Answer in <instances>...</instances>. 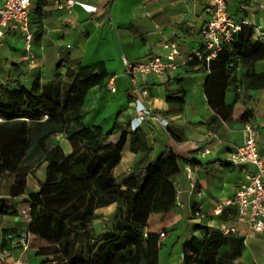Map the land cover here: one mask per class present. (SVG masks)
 <instances>
[{"label": "crops", "instance_id": "0c3cea01", "mask_svg": "<svg viewBox=\"0 0 264 264\" xmlns=\"http://www.w3.org/2000/svg\"><path fill=\"white\" fill-rule=\"evenodd\" d=\"M1 1V0H0ZM37 0H32L35 8ZM94 7L87 12L75 5L71 14L58 10L54 0H48L43 7L45 16L40 24L31 21L35 32L32 53L33 67L28 66L27 52L18 37L5 36L0 42V83L9 89L20 85L29 87L35 77L41 82L51 81L57 75H64L67 68H77L95 62H103L108 77L104 86L91 87L84 99L83 121L95 124L104 131L111 129L114 122L127 124L135 115L134 99L138 93L132 88L125 73L124 60L134 63L146 60L155 54L163 55V45L175 42L179 48L178 66L167 76L147 75L139 81L140 88H146L143 98L154 116L165 119L161 124L155 118H146L139 128L145 133L147 152H132L128 140L121 151L119 163L113 168V176L120 180L138 172L148 159H157L167 149L178 156L180 173L175 178L176 196L181 206L167 212L152 213L144 228L146 232L164 236L158 238L157 264H187L183 257L186 241L199 246L193 264H209L206 259L211 252L201 244L213 233L219 232L221 220H230L235 208L226 207L220 214H214L217 203L232 197L244 178L243 167L225 164L229 151L241 143L240 129L244 122H259L264 114L260 88L245 89L235 81L225 90L224 101L233 108L229 121L207 123L214 110L206 94L209 71L202 64H190L193 53L201 48L198 31L207 20V0H81ZM231 16L245 20L252 26L264 29V0H226ZM31 19V17H30ZM253 40L256 41L254 32ZM253 54L254 70L264 72V41ZM236 77L239 76L237 69ZM110 87L113 90H110ZM184 96V102L168 103V96ZM245 111L242 118L240 115ZM63 151L68 154L73 146L63 134H56ZM259 151L264 153V128L257 136ZM204 149L208 153L201 155ZM189 165L195 175V186L184 173ZM46 163L27 177V188L39 189V182L45 178ZM6 205L17 204V215H0V230L9 228L8 239L25 234L29 223L27 195L15 198L5 195L0 187V199ZM116 204L96 210L93 220L97 238L107 231L110 216ZM23 211V214L21 212ZM200 213V215L196 214ZM235 238H241L238 256L230 258L229 248L224 256H215L213 261L230 264H264V234L252 232L245 224L239 227ZM15 237V238H16ZM33 250L21 246L7 245L0 253L3 264H38L43 257L33 256Z\"/></svg>", "mask_w": 264, "mask_h": 264}, {"label": "trees", "instance_id": "16d2710c", "mask_svg": "<svg viewBox=\"0 0 264 264\" xmlns=\"http://www.w3.org/2000/svg\"><path fill=\"white\" fill-rule=\"evenodd\" d=\"M47 1L37 0L35 8H30L31 21L40 24ZM259 48L252 27L242 24L233 41L215 57L190 60L209 71L206 94L214 115L207 123L231 120L233 108L224 96L235 78L245 89L264 88V72H255L252 57ZM108 75L103 62H95L69 67L64 75L47 82L35 77L29 87L9 89L0 83V185L4 183L9 198L27 195L29 223L26 233L17 237L25 236L33 256L43 257L38 264L158 262V234L145 235L144 228L150 214L175 207L179 158L167 149L157 159H148L138 172L120 180L113 176L127 140L132 152H147L148 146L139 127L129 129L127 124L114 122L104 131L83 121L85 95L93 86L102 88ZM166 101L180 105L184 96H168ZM56 134H63L71 143L70 153L54 139ZM43 163L45 178L39 189H28L27 177ZM5 202L0 199V215H17V204L7 206ZM110 204H116L112 219L107 231L97 238L93 225L96 210ZM10 231L0 230V249L8 245ZM241 242L232 234L216 232L201 247L211 252L206 259L209 264H230L213 260L228 254L232 246L235 248L228 256H238ZM185 247L190 253L185 250L183 257L193 264L199 246L189 240Z\"/></svg>", "mask_w": 264, "mask_h": 264}, {"label": "built area", "instance_id": "2783aa9c", "mask_svg": "<svg viewBox=\"0 0 264 264\" xmlns=\"http://www.w3.org/2000/svg\"><path fill=\"white\" fill-rule=\"evenodd\" d=\"M32 0H1L0 1V42L5 36L18 37L27 52L29 67L35 64V56L32 53L33 32L30 28V8ZM55 7L66 14H71L73 7L78 5L87 12H92L94 7L81 0H54ZM205 11L208 15L198 31L201 48L196 50L191 59L205 57L209 59L216 56L224 46L229 45L234 36L240 31L242 24L250 25L257 41H264V29L252 26L245 20L236 21L228 11L226 0H207ZM165 53L155 54L152 57L134 63L124 60L125 73L128 75L132 88L138 93L134 99L135 115L131 120V129L139 127L146 118H155L161 124L165 119L154 116L143 101L147 95L146 88H140L139 81L149 74L165 77L174 70L177 64L179 48L175 42H167L163 45ZM232 66V64H231ZM110 90H113L110 87ZM261 101L264 103V88L260 89ZM259 128H264V114L259 122H244L240 129L241 143L229 151L225 164L234 166L249 165V171L243 167L244 178L234 195L223 203H217L214 214H220L226 207L235 208L236 212L232 219L221 220L218 224L219 232L223 235L234 234L239 227L245 224L252 232L264 234V153L259 151L257 136ZM201 155L208 153L207 149L199 151ZM184 173L190 180L191 188L195 186V175L193 168L189 165L184 167ZM175 183V181H174ZM176 185V184H175ZM176 206L181 202L176 196ZM201 216L200 213H196ZM146 235V231L144 230ZM164 236V232L158 234V238ZM11 245L27 248L25 236H19L11 240ZM2 258V257H1Z\"/></svg>", "mask_w": 264, "mask_h": 264}, {"label": "rangeland", "instance_id": "374dc122", "mask_svg": "<svg viewBox=\"0 0 264 264\" xmlns=\"http://www.w3.org/2000/svg\"><path fill=\"white\" fill-rule=\"evenodd\" d=\"M0 187H2V188H5L6 186L4 185V183L2 182L1 183V185H0ZM55 204V203H54ZM56 204H57V202H56ZM51 206H53V204L51 205ZM116 208V207H115ZM115 210V209H114ZM21 212H22V214H23V211L21 210ZM114 212V211H113ZM113 214V213H112ZM112 214H109V216L111 217L112 216ZM112 218H110V220H111ZM16 237V236H15ZM15 237H13L12 239H14ZM8 245H11V240H9V242H8ZM0 251H1V249H0ZM1 254L2 253H0V264H3V257L1 258Z\"/></svg>", "mask_w": 264, "mask_h": 264}]
</instances>
